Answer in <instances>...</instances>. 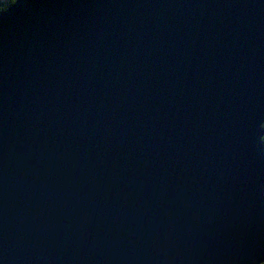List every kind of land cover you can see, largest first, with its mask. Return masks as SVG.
Returning a JSON list of instances; mask_svg holds the SVG:
<instances>
[{
    "label": "water",
    "instance_id": "obj_1",
    "mask_svg": "<svg viewBox=\"0 0 264 264\" xmlns=\"http://www.w3.org/2000/svg\"><path fill=\"white\" fill-rule=\"evenodd\" d=\"M264 0L0 11V264L264 262Z\"/></svg>",
    "mask_w": 264,
    "mask_h": 264
},
{
    "label": "trees",
    "instance_id": "obj_2",
    "mask_svg": "<svg viewBox=\"0 0 264 264\" xmlns=\"http://www.w3.org/2000/svg\"><path fill=\"white\" fill-rule=\"evenodd\" d=\"M14 1L15 0H0V11L8 7ZM263 129H264V124H263ZM262 142L264 143V134L262 136Z\"/></svg>",
    "mask_w": 264,
    "mask_h": 264
},
{
    "label": "rangeland",
    "instance_id": "obj_3",
    "mask_svg": "<svg viewBox=\"0 0 264 264\" xmlns=\"http://www.w3.org/2000/svg\"><path fill=\"white\" fill-rule=\"evenodd\" d=\"M264 124V123H263ZM263 124H262V128H263ZM264 130V129H263ZM262 264H264V262L262 263Z\"/></svg>",
    "mask_w": 264,
    "mask_h": 264
},
{
    "label": "snow or ice",
    "instance_id": "obj_4",
    "mask_svg": "<svg viewBox=\"0 0 264 264\" xmlns=\"http://www.w3.org/2000/svg\"><path fill=\"white\" fill-rule=\"evenodd\" d=\"M262 259H264V258H262Z\"/></svg>",
    "mask_w": 264,
    "mask_h": 264
}]
</instances>
